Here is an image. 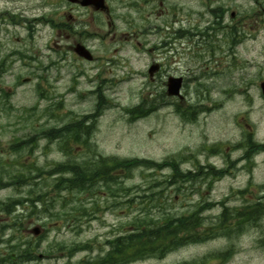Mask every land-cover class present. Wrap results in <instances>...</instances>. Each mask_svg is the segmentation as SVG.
I'll use <instances>...</instances> for the list:
<instances>
[{
  "label": "rangeland",
  "instance_id": "374dc122",
  "mask_svg": "<svg viewBox=\"0 0 264 264\" xmlns=\"http://www.w3.org/2000/svg\"><path fill=\"white\" fill-rule=\"evenodd\" d=\"M52 1L55 3L59 0ZM194 1L203 2L209 8L222 6L225 9L222 17L223 25L238 23L240 38H247L237 46L233 57L230 48H227L232 36L227 33V29H222L217 31L215 37L210 40L215 48L214 51L209 52V48L206 47L203 57H193L203 52L202 45L205 38L201 35L192 36L190 38L192 58L188 60L184 54H181L180 61L176 64L170 63L172 68H176V73L181 72L185 75L181 92L185 94L186 103H198L195 100L201 93L207 94L210 98L202 101L205 109L200 111L194 121L176 112L175 105L171 101L174 98L165 95L164 85L161 82L152 84L143 74L146 62L152 57H157L156 50L147 51L149 46L145 44V40L157 44L158 36L136 34L141 21L139 16L136 15L135 20L128 24L117 21L113 36L108 34L102 38L87 40L86 43L99 56L100 60L96 66L75 59L71 51L63 47V40L58 41L60 36L57 35V29L60 26L53 27L45 21L34 23L32 26L36 28L33 36L29 38L28 27L31 21H25L17 26L8 24L7 30L13 37L19 38L21 49L26 48L37 59L30 62L22 59L17 61L14 74L5 76L0 85L7 91L8 88H12L8 99L0 103V157L5 160V166L13 171L27 172L32 162H35L37 166L49 168L56 162L65 161L67 156L59 150L57 142L46 144L45 140H40L39 147L35 151H31L30 146L14 150L12 144L32 136L38 129V125L45 127L57 125L71 121L74 115L80 116L91 112L96 99L95 93L91 92L98 86L109 105L98 117L91 139L103 155L162 161L173 155H189L191 152L196 159L182 165L183 168L187 166L197 169V160L204 167L210 164L220 169L226 164L228 151L232 158L243 152V148L238 150L233 148L236 144L244 143L248 131L253 132L256 143L264 142V96L258 86L259 81L264 79V0H173L179 7L178 11L172 15H162L158 19L160 21L175 19V28L181 23L183 28H190L194 32L202 30L203 23L210 25L214 17L206 11L205 7L200 13H194ZM2 5L1 2L0 6ZM16 6H20V2H17ZM61 7L63 6L57 8L52 6V10L48 13L52 24L81 25L78 23L80 19L75 10L69 12L76 19L66 16L59 18L64 10H68L66 8L62 10ZM180 9L186 12L181 14ZM231 13H233L232 17ZM81 18L84 22L91 20L88 17ZM197 22L198 25H196ZM92 25L93 28H99L100 33L107 29L101 26L99 21L92 22ZM0 32L4 33V29H0ZM125 35L127 38H124ZM158 35L160 36V33ZM54 42H58L60 46L57 47ZM105 57L110 61L106 62ZM50 61H53L55 65L45 70ZM80 69L84 71V74L77 76L74 82L72 78ZM31 72L41 74V78H31L27 81L25 78L31 77ZM98 72H102L100 78L106 79V82L94 79L95 73ZM38 83L44 90L47 88L43 98L38 96ZM147 91L151 92L148 95H154V99H150L154 101L153 110L144 117L130 120V114H127L123 108L136 105L141 93ZM159 93L162 99L158 97ZM46 95H48L47 99ZM60 96L63 100V111L61 115H58ZM0 100L3 99L0 98ZM144 106L148 107L146 104ZM26 108L33 110H26ZM246 123L250 128L246 126ZM214 142L222 144L218 148L217 156L210 157L208 153L198 151L202 143L211 149ZM72 150L75 155L83 153V149L77 146H73ZM205 170V168L201 170L202 177ZM232 171L214 179L209 188L208 179L186 182L176 180L174 184L169 185L166 184L165 179H170L167 175L170 169L159 172L153 171V168L136 167L131 177L119 179L129 189L128 193L121 194L119 198L121 205L103 212H100L97 206L98 212L95 217L89 221H83L80 230L75 231L70 226L63 225L64 222H55L51 217L38 216L31 212V208H24L25 212L15 214L18 216L15 232L18 237L33 238L32 225H41L43 221H48L45 224L48 231L45 232L46 236L41 241L39 251L47 248L52 242H65V244L75 241L92 242L93 250L81 251L72 257L62 254L60 257H52L37 263L77 264L84 256L94 257L99 253V248H104L105 238L115 231L120 222L131 219L133 215L141 212L142 208H147L149 205L146 201L151 192L160 195L155 198L158 203L163 202L164 196H173L174 202L167 199L164 209L171 207L178 212L187 211L194 204L205 200L222 201L224 199L229 208H236L246 201H254L259 194L258 186L264 184V153L255 156L254 165L250 171L243 167ZM212 177H216L213 172ZM39 179L41 180L35 185L21 186L19 191L25 194V191L30 188L35 193L47 190L48 197H55L56 207L62 204L63 198L67 201L66 209L74 205V202L69 201L72 198L75 199L77 194L61 191L59 197H56L57 193L52 189L53 178L46 176ZM156 180L159 183H155ZM250 180L252 184L247 187V190H242ZM239 190L242 192L239 193ZM8 193V190H4L0 192V195L4 196ZM81 197L88 196L81 195ZM96 197L101 203V208L104 207L105 201L112 203L111 197L106 193L98 194ZM85 206H91L90 199L85 200ZM159 209L162 208L155 206L151 208V211L156 212ZM219 211V205H215L204 212V216L210 221ZM3 220L11 222L10 215L4 214ZM236 222L234 220L233 225ZM227 246L234 251L231 258L224 264H264V219L245 225L238 235L230 232L228 235L218 236L201 243L185 245L167 253L162 258H147L128 264H171L183 259L200 257L212 250L221 251Z\"/></svg>",
  "mask_w": 264,
  "mask_h": 264
},
{
  "label": "trees",
  "instance_id": "16d2710c",
  "mask_svg": "<svg viewBox=\"0 0 264 264\" xmlns=\"http://www.w3.org/2000/svg\"><path fill=\"white\" fill-rule=\"evenodd\" d=\"M143 106L141 103L134 105L129 109L133 115L137 112H142ZM141 115V114H140ZM83 128L77 125H68L64 128L58 129L67 131L74 141L78 142L79 130ZM88 129V128H84ZM54 136V135H53ZM61 147L70 152V147ZM164 163H157L146 158H130L120 159L117 157H110L100 161L93 159L86 161L83 165L68 160L65 162L54 164L53 168L48 172L49 174L63 172L65 174L59 175L54 179L53 189L56 192L66 190L71 194L90 193L93 185L98 183L111 184L119 179V176H129L132 169L136 167H161ZM174 175H179L182 180H189L197 178L198 174L184 173L182 174L175 162H170ZM113 172H116L113 174ZM216 173V172H215ZM204 174L210 175V172ZM221 173H217L220 176ZM211 179L208 184H212ZM175 181L171 180L170 183ZM109 188V187H108ZM160 196L158 193L151 192L147 198L148 207L142 208L141 214L134 216L130 222L121 228L124 231L122 234H116L113 238L107 241L109 249L106 253L99 257L96 263L98 264H125L136 259H143L148 257H162L170 251L178 249L189 243L203 242L218 235L227 234L231 230V225H226L229 219L227 207H223L221 211L214 216L211 221L206 222L203 211L212 207L214 204L211 201L198 202L192 209L185 213L171 212L165 208L168 197H163V202L158 203L156 199ZM167 197V198H165ZM264 197V195L262 196ZM42 195H37V199L42 200ZM157 206L159 209L152 212L151 208ZM244 210H238L234 213V217L242 225L243 223H251L264 216V201H256L252 204L246 205ZM235 210V209H234ZM234 212V211H233ZM233 212H231L233 214ZM239 212V213H238ZM55 219L62 220L66 224L72 226H80V221L87 210L81 203V198L71 206L70 209L53 210L51 213ZM232 217V215H231ZM75 247H79L75 245ZM74 248L70 249V253ZM231 253V249L225 252H210L198 258L190 260H182L174 264H210L212 259L224 260Z\"/></svg>",
  "mask_w": 264,
  "mask_h": 264
},
{
  "label": "flooded vegetation",
  "instance_id": "af4514ba",
  "mask_svg": "<svg viewBox=\"0 0 264 264\" xmlns=\"http://www.w3.org/2000/svg\"><path fill=\"white\" fill-rule=\"evenodd\" d=\"M20 6H16V3L10 2L7 6L0 7V20L8 19V20H30V21H45L48 24L52 25V20L48 17V13L52 10V6L54 4L52 0H23L19 1ZM27 3V6H25ZM62 10L64 8L68 9L67 11H63L60 17H70L76 19L69 11L75 10L78 12L79 21L78 23L81 25H71L67 23L58 24L59 27L57 29V35L62 37L63 46L66 47L67 50L73 52V45L80 42L85 45V47L90 52L91 59H85L83 57L77 56L73 53V57L82 62L89 63L91 65L96 66L99 62V56L95 54V52L91 49V47L86 43L90 38H102L105 35L110 34L113 36L116 32L115 26L117 21H124L126 24L130 21L135 20V16H139L141 18L140 24L138 25L139 31L136 34H141L142 36H149L159 34L163 31V28L160 26V19H158L162 15H172L175 11H178L179 7L173 2V0H105L106 5L103 8H96L95 5H82L79 2L71 3L66 0L60 1ZM56 8V7H54ZM225 9L222 6H219V9L216 10V21L213 22L214 25H220L221 30L227 29L231 27H235L236 33L232 38L231 46V55L234 57L236 52L234 49L238 46V23L228 25H223V14ZM190 15V12H188ZM81 17H88L91 20L85 21ZM158 20V22H157ZM99 21L101 26L107 27L105 32L100 33L98 31L99 28H93L92 22ZM163 24L168 25L170 22L172 23V28H169V32H166L165 39L160 42L161 45L156 47V56L152 57L150 60L146 62L144 75L146 76L147 81H150L154 84L161 82V84H165V81L168 77L180 76L184 79L183 74L176 73L175 69L170 66L171 62L180 61L181 55L179 52H184V56L186 59H191V36L194 35V31L190 28H175L174 23L175 19L163 21ZM84 23V24H83ZM181 23L179 26L181 27ZM197 30L195 33L201 34ZM201 31H205L204 33L209 34L212 29L210 26H207L206 30L203 28ZM34 29H29V38L33 36ZM203 33V34H204ZM127 36V35H125ZM175 38L180 39L176 41ZM182 38V39H181ZM18 43V45H15ZM183 43V45H182ZM5 49V51H2ZM154 48L150 47L147 51H152ZM21 47L19 46V38H15L10 34L9 30L4 29V33L0 32V85L4 80V77L7 75L14 74L15 63L22 60L33 61L36 60L29 53L28 56L22 55L19 51ZM72 54V53H71ZM105 60L110 61L109 58L105 57ZM106 61V62H107ZM29 66V64H25ZM31 65V64H30ZM152 65H156L153 73L149 75L148 68ZM89 70V69H87ZM84 74L82 69L78 70L75 75ZM101 75L98 73H95ZM18 75V73H17ZM16 75V77H17ZM31 77L25 78L27 81L29 79L41 78V74H37L36 72L30 73ZM94 76V79H98L99 81L106 82V79H99V76ZM12 93V88H8L7 91V99L9 95ZM0 103H4V96L0 93ZM181 104L189 105V103L185 102V99L180 100ZM0 172L4 173L1 177L7 179L9 177L19 178V175L13 172V169H8L5 166V160L0 157ZM2 183V180L0 181ZM18 186V188H17ZM19 180L17 179L16 183H11L10 181L7 183H3L0 187V192L4 190H8L9 193L1 196L0 195V213L4 211H14L16 208L20 206H24L29 203L27 200H24L21 205L20 201V191H19ZM2 222H0V245H3L4 242V230L2 229ZM0 246V264H5V253L4 249Z\"/></svg>",
  "mask_w": 264,
  "mask_h": 264
},
{
  "label": "water",
  "instance_id": "95a60500",
  "mask_svg": "<svg viewBox=\"0 0 264 264\" xmlns=\"http://www.w3.org/2000/svg\"><path fill=\"white\" fill-rule=\"evenodd\" d=\"M87 0L84 1V3ZM77 51L80 54H84V52L82 51V49H77ZM261 89H262V93L264 94V81L260 83ZM179 87H180V79L176 78V79H170L167 83V93L168 94H178L179 93ZM35 233H37V228H34Z\"/></svg>",
  "mask_w": 264,
  "mask_h": 264
},
{
  "label": "bare ground",
  "instance_id": "6f19581e",
  "mask_svg": "<svg viewBox=\"0 0 264 264\" xmlns=\"http://www.w3.org/2000/svg\"><path fill=\"white\" fill-rule=\"evenodd\" d=\"M182 84V82H180V85Z\"/></svg>",
  "mask_w": 264,
  "mask_h": 264
}]
</instances>
